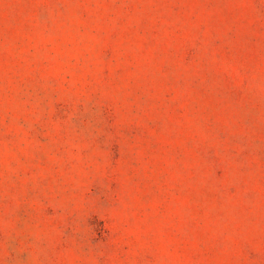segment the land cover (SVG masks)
Returning <instances> with one entry per match:
<instances>
[{
    "label": "rangeland",
    "instance_id": "1",
    "mask_svg": "<svg viewBox=\"0 0 264 264\" xmlns=\"http://www.w3.org/2000/svg\"><path fill=\"white\" fill-rule=\"evenodd\" d=\"M0 264H264V0H0Z\"/></svg>",
    "mask_w": 264,
    "mask_h": 264
}]
</instances>
